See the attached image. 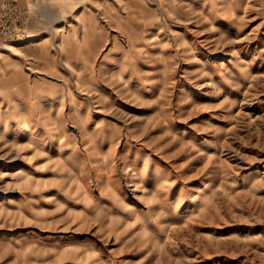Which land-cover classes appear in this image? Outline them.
<instances>
[{
  "label": "rangeland",
  "instance_id": "rangeland-1",
  "mask_svg": "<svg viewBox=\"0 0 264 264\" xmlns=\"http://www.w3.org/2000/svg\"><path fill=\"white\" fill-rule=\"evenodd\" d=\"M5 1L0 264H264V0Z\"/></svg>",
  "mask_w": 264,
  "mask_h": 264
},
{
  "label": "built area",
  "instance_id": "built-area-1",
  "mask_svg": "<svg viewBox=\"0 0 264 264\" xmlns=\"http://www.w3.org/2000/svg\"><path fill=\"white\" fill-rule=\"evenodd\" d=\"M14 4V2H12L11 0H7L4 2V7H11Z\"/></svg>",
  "mask_w": 264,
  "mask_h": 264
},
{
  "label": "crops",
  "instance_id": "crops-1",
  "mask_svg": "<svg viewBox=\"0 0 264 264\" xmlns=\"http://www.w3.org/2000/svg\"><path fill=\"white\" fill-rule=\"evenodd\" d=\"M2 0H0V2H1ZM15 1H17V4H23L26 0H15Z\"/></svg>",
  "mask_w": 264,
  "mask_h": 264
},
{
  "label": "bare ground",
  "instance_id": "bare-ground-1",
  "mask_svg": "<svg viewBox=\"0 0 264 264\" xmlns=\"http://www.w3.org/2000/svg\"><path fill=\"white\" fill-rule=\"evenodd\" d=\"M44 7V6H43ZM47 11V10H46ZM49 11V10H48ZM47 125V124H46Z\"/></svg>",
  "mask_w": 264,
  "mask_h": 264
}]
</instances>
